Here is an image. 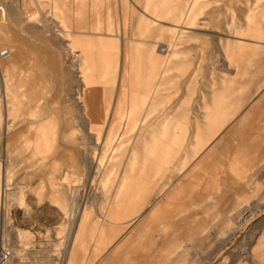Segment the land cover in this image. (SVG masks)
Returning a JSON list of instances; mask_svg holds the SVG:
<instances>
[{"label":"rangeland","instance_id":"374dc122","mask_svg":"<svg viewBox=\"0 0 264 264\" xmlns=\"http://www.w3.org/2000/svg\"><path fill=\"white\" fill-rule=\"evenodd\" d=\"M22 3L0 0L5 8L0 10V50H8L0 59V249L10 252L5 264H65L83 209L90 210L89 219L103 220L101 201L113 195L123 176L150 192V198L165 182L174 181V166L191 155L192 125L205 122L212 80L220 85L222 74L238 78L242 73L224 60L223 43L263 48L257 66L250 69L253 75L246 93L264 76V42L232 34L242 27L245 16L253 23L261 19L264 0H49V11L31 24H25ZM32 4L30 0L26 6ZM63 18L68 21L61 24ZM148 24L153 27L147 29ZM62 25L74 31L68 35L73 44L69 53ZM173 31L178 33L177 54L171 50ZM82 54L85 63L78 59ZM149 54L159 65L146 88ZM246 54L244 49L241 56ZM21 81L24 88L15 89ZM155 86L159 94L152 96ZM262 91L264 83L258 93ZM134 97L146 101L136 106L131 118L121 119L116 113L130 109ZM95 110L108 115L103 126L89 130L84 114ZM241 111L226 120L223 133L234 127ZM101 119L102 115L95 117L93 127ZM180 123L185 127H175ZM173 140L180 144L173 145ZM148 148L153 152H146ZM185 162L187 173L194 161ZM239 162L235 158L230 169ZM247 168L243 172L234 168L230 175L237 181L228 183L216 204L199 209L195 226L209 228L184 242L188 247L177 264L264 262V255L253 259L250 252L264 232V160L253 170ZM108 173L107 183L103 179ZM69 196L81 205L82 213L74 218L67 206ZM153 205L145 202L140 212L119 219L118 235L88 264H102L105 259L115 264L106 257L126 242L124 236L133 235ZM247 205L238 228L228 232L231 223H225L222 237L224 217ZM79 245L74 243V248ZM153 260L155 256L147 263Z\"/></svg>","mask_w":264,"mask_h":264},{"label":"crops","instance_id":"0c3cea01","mask_svg":"<svg viewBox=\"0 0 264 264\" xmlns=\"http://www.w3.org/2000/svg\"><path fill=\"white\" fill-rule=\"evenodd\" d=\"M29 1L23 0L20 6L26 12L25 18L27 21L25 24L36 23L41 20V17H44L45 12L49 11V0H33L32 6H29L30 8L26 6ZM258 1L260 0H257V3ZM10 7L12 10L15 8L13 6ZM2 9L5 10L4 6L0 5V10ZM5 15L2 14V16ZM59 20L61 24L68 21L67 18ZM70 21L74 22V19ZM243 23L242 27L236 28L235 31L233 30L232 34L237 35V38L240 39L243 35H250L257 39L255 40L256 43L264 42V14L261 15V19L257 23H253L251 17L247 15ZM151 27L153 26L148 24L147 29ZM61 28L62 37L67 40L65 44L69 53L70 45L72 46L73 44L69 41L68 35L69 32L73 34L74 31L71 27L69 28L72 31H69L70 29L67 25H62ZM239 34H242V36ZM177 37L178 33L171 32L170 41L173 43L171 45L173 54H177V50L175 52L178 46L176 44ZM223 47L221 52L225 56L224 60L229 64L234 63L232 65L235 67H240L242 73L239 74L238 78H228L225 74H222L219 81L220 85H217L216 81L212 80L209 85L210 89H212L211 106L209 110L206 109L203 113L205 122H196L192 125V140L189 142L191 155L188 157L186 154V156L181 158L180 163L174 166V173L171 175L174 177V181L165 182L156 195L150 198V192L140 188L137 183H132L127 176H123L116 184V191L113 195L101 201L100 205L103 206L102 212L105 215L103 220L97 222V220L89 219L90 210L87 207L83 209L86 212V218L84 223L80 222V217L77 221L78 229L74 237H72L73 246L69 247V256L65 264H88L92 256L94 258L99 255L100 251L105 248L107 250V244L112 242L120 230L118 220L140 212L144 208V203H149V201H152L154 205L145 216V219H143L144 221L134 230L133 235L124 236L126 242L119 244L117 247L115 246V251L110 257L106 258L112 260L115 264H177L184 259V251L188 247L184 242L198 238L197 234L209 228L208 225L195 226L199 209L203 206L216 204V198L221 197L222 192L228 188V183L237 181V178L230 175L232 170L236 169L243 172L246 166L248 167L247 169L253 170V166L264 160V91L260 94L258 93L264 83V76L254 83V89L250 91V94L246 93L249 92L246 88V83L251 81L250 78L253 75L250 69L257 66L259 58L262 57L263 48L261 45L245 46L230 40L223 43ZM244 49L248 50V54L241 56ZM83 53L85 54V51ZM149 55L152 61L149 63L150 67L145 77L146 88H150V82L155 79L156 75L153 73L156 72V67L159 65V62L152 57V54ZM78 59L82 63L86 62L83 54ZM13 61V72L15 73L17 65L16 55H13ZM135 61L137 63L139 58H135ZM167 62H169L168 59L163 61L165 64ZM22 83V81L21 83H16L15 89L24 88ZM150 90L152 96L159 94L156 86ZM145 101V97H142L139 101L134 97L131 108L124 112L119 111L116 115L120 116L121 119L125 117L131 118L137 111L136 106L142 105ZM239 109L242 111L239 117L235 119L234 127L229 132L223 133L222 130L227 123L226 120L238 112ZM98 115L106 118L108 113L105 111L99 114L95 110L90 116L84 114L89 130L91 128L99 129V127L104 125L103 122L105 120L93 127L95 117H98ZM88 118H91L92 121L89 122ZM165 125L163 124V127ZM88 127H84L87 133ZM175 127L179 129L184 128L185 125L180 123ZM220 132L222 133L220 134ZM93 135L96 134L93 133ZM214 135H217V138H213ZM168 142L171 144L170 141ZM176 144H180L179 140H173V145ZM200 150H203V152L198 157L197 152ZM150 151L153 152L152 149L148 148L146 152ZM113 158L114 156L109 163L111 166L113 165ZM235 158H239L240 162L230 169V165H232ZM187 159H192L194 162L188 172L185 173L184 167ZM158 160L163 161L164 159L159 158ZM148 166L151 167L152 164H147ZM72 177L73 174L70 178L72 179ZM109 178L108 173L103 181L108 183ZM107 183L105 185L102 183V186L106 187ZM73 200L72 196H69L67 206L70 209ZM263 205L260 204L259 208H263ZM248 207L249 205L235 208L230 216L224 217L221 231L222 237H224L225 223H231V225H227L228 232L231 228H238L239 222L245 219L243 217L246 213L245 209L247 210ZM219 213L222 214V210ZM259 234L260 237L253 245L252 251H250L253 259L264 255V232ZM158 241L161 243L158 244ZM76 242L80 244L79 248H74V243ZM86 250H88V253H86ZM172 255H174L173 259H171ZM153 256L156 257V261L153 260L151 263H147V260H150ZM106 260L102 264H110ZM258 264H264V262L261 261Z\"/></svg>","mask_w":264,"mask_h":264},{"label":"bare ground","instance_id":"6f19581e","mask_svg":"<svg viewBox=\"0 0 264 264\" xmlns=\"http://www.w3.org/2000/svg\"><path fill=\"white\" fill-rule=\"evenodd\" d=\"M43 3V2H42ZM9 80H12V79H14V75H12V76H9V77H7ZM86 84V83H85ZM85 86V85H84ZM5 90L8 92V94L10 93V91H11V88H10V84H7V86L5 87ZM105 120V118H102L101 119V121L103 122ZM96 136H97V134H96ZM110 140V142L112 141L111 139H109ZM95 154L93 153V154H91V159L93 160V159H95ZM113 170V168L111 167V170H109L110 172ZM69 213L71 214V217L72 218H74V217H77V215L79 214V213H82V211H81V205L78 203V201L76 200H74V204L72 205V207H71V209L69 210ZM68 213V214H69ZM85 218H86V212L84 211L82 214H81V216H80V222L81 223H84V221H85Z\"/></svg>","mask_w":264,"mask_h":264},{"label":"built area","instance_id":"2783aa9c","mask_svg":"<svg viewBox=\"0 0 264 264\" xmlns=\"http://www.w3.org/2000/svg\"><path fill=\"white\" fill-rule=\"evenodd\" d=\"M8 55V50L7 49H1L0 50V59L6 57ZM0 76H1V71H0ZM10 252L6 248H1L0 249V264H5L10 260Z\"/></svg>","mask_w":264,"mask_h":264}]
</instances>
